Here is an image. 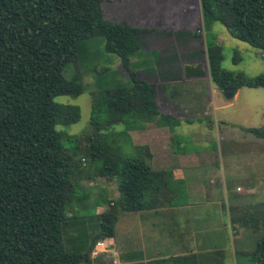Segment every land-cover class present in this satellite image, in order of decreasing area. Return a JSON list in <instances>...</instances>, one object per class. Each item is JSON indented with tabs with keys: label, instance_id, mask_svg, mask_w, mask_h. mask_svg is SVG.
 <instances>
[{
	"label": "trees",
	"instance_id": "1",
	"mask_svg": "<svg viewBox=\"0 0 264 264\" xmlns=\"http://www.w3.org/2000/svg\"><path fill=\"white\" fill-rule=\"evenodd\" d=\"M105 1L110 0H0V264H93L92 250L115 237L118 216L156 210L169 185L170 173L149 165V149L135 147L128 157L107 135L116 125L124 126L122 135L129 139V132L142 123L157 121L171 128L179 122L161 113L158 94L164 86L140 79L133 71L131 59L139 53L147 30L104 20ZM198 4L203 36L196 31L192 35L199 42V54L185 51L183 61L206 64L210 83L218 91L264 88L263 74L248 78L223 70V47L216 36V43L206 41L207 30L219 23L231 37L264 53V0ZM97 39L103 40L106 53L118 57L131 84L92 97L88 146L83 150L77 136L58 129L80 121L79 107L55 99L84 93L76 63L86 57L81 46ZM70 64L74 73L66 79L63 71ZM166 72L173 70L168 67ZM171 88L177 98L180 92L175 85ZM241 129L264 140V125ZM82 160L90 162L91 170L80 179L77 166ZM92 176L117 179L118 201H110L95 217L70 216L69 208L85 198L79 182ZM250 260L264 264V238ZM147 264L225 261L217 251Z\"/></svg>",
	"mask_w": 264,
	"mask_h": 264
},
{
	"label": "rangeland",
	"instance_id": "2",
	"mask_svg": "<svg viewBox=\"0 0 264 264\" xmlns=\"http://www.w3.org/2000/svg\"><path fill=\"white\" fill-rule=\"evenodd\" d=\"M102 14L104 20L147 30L141 39L139 53L131 59L133 71L140 79L164 86L162 88L167 92L160 91V100L170 101L169 90L175 85L180 92L175 100L180 102H177L176 116L179 123L170 128V134L164 132L157 137L146 123L131 130L129 139L122 135L123 125L113 126L107 132L110 141L126 156L134 155L135 147L147 148L152 156L149 165L154 170L170 173L169 185L167 190H163L160 203L164 209L172 208L174 223L169 224L165 220L166 213L162 210L121 213L115 223V238L103 241L105 246L98 249L94 258L91 256L93 264H123L119 253L125 252L131 254L130 264H144L146 258L159 255H175L178 252V234L183 229L188 232L189 227L194 232L198 231V226L201 228L202 225L210 232L205 235L210 252L224 254L225 264H251L250 253L264 238V140L242 131L241 127L264 125V88H242L235 98L225 102L223 96L213 92L207 65L203 62L195 63L206 68L205 77L186 80L184 70L187 65L183 61V52L190 50L198 55L200 45L192 34L196 31L203 36L198 0H110L102 4ZM211 29L207 30L206 41L216 43V36L223 47V70L242 73L248 78L264 75V53L234 39L219 23L213 24ZM81 47L85 48L86 57L76 65L82 73L84 93L76 98L57 97L55 101L79 107L80 121L58 129L77 136L79 146L84 150L88 146L92 97L113 87L128 86L131 81L118 57L105 52L103 40L97 39ZM156 57L161 58L160 63ZM166 67L173 70L171 76L175 70L178 76L168 79ZM72 68V64L64 68L66 79L72 77ZM186 93L189 95L187 100ZM194 94L196 100L193 99ZM208 122H212L213 127H209ZM164 126L163 130L170 131L168 126ZM159 148L178 155H194L199 161L197 166L215 168L214 172H209L210 176L215 173V178L203 181L209 199L207 204L202 199L197 201L200 197L191 203L182 166L177 164L171 168L172 164L182 160V156L179 160L172 152L164 154L163 151L156 155ZM90 166L89 161L83 160L77 166L80 179L86 170H91ZM230 168L235 172L232 176H229L232 174ZM239 173L242 178L238 177ZM79 184L80 195L85 198L69 208L70 216L95 217L106 210L110 201L116 203L120 197L115 178L92 176ZM256 185L262 189L261 195L248 196L246 189ZM171 195L177 197L172 202ZM168 219L171 220L170 216ZM249 219L250 222L244 223Z\"/></svg>",
	"mask_w": 264,
	"mask_h": 264
},
{
	"label": "crops",
	"instance_id": "3",
	"mask_svg": "<svg viewBox=\"0 0 264 264\" xmlns=\"http://www.w3.org/2000/svg\"><path fill=\"white\" fill-rule=\"evenodd\" d=\"M198 6H199V4H198ZM197 64L198 63H192V62L191 63H188V62L186 63V65H191V66H195ZM151 74H153V73H151ZM165 75H167L168 79L173 78L172 77L173 75L171 76L169 74V72H166ZM174 75H176V77L178 76V71L177 70H175ZM193 79H200V78H193ZM145 80H147V79H145ZM169 81H171V80H169ZM192 81H194V80H192ZM171 89L169 91H171ZM215 89L216 88L214 87L213 92L214 93H218V95L220 97H222L221 91H218V90H215ZM239 90H236V93H235L233 98H235V96H237ZM168 97L171 99L168 102L160 100V99L158 100L162 104L161 105V113H165L166 112L168 115H172V116H174L176 118V116H178L177 115V102H179V100H175V97H173L171 92L169 93ZM222 99L225 102H228L223 97H222ZM211 104H212V107L215 108L214 107V101H212ZM163 105H167V106H165V112H164ZM147 125L150 128H153V132L152 133H156L155 134L156 136H157V134L160 135V134H162L164 132H166L168 134H170V132H172V130L170 128H169L170 131L166 130V129L163 130L165 128V126H160L159 124H157V121L146 123V126ZM146 126H145V128H146ZM212 127H213V124H212ZM217 127L219 129V126H217ZM221 138H222V136H221ZM158 143L159 142H157V144ZM162 151H163V148H159L158 149L159 153L157 152L156 155H159V154L161 155ZM171 152L172 151H170V150H168L167 152L163 151L164 154H169ZM172 154L173 155H177L178 159L180 158V156H182V160L179 159L180 160L179 163L172 164L171 168L174 167L177 164L182 166L183 171H184L183 175H184L185 180L187 182L188 195H189V199H190L191 203L196 197H200V199L197 198V201L201 202V199H202V201L207 204L209 199H208V195H207L206 191L204 190L205 187L203 186V181H206L207 179H212L214 177L215 173L210 176L209 172H210V170H212L214 172L215 168H213L212 166H209L208 168L207 167L206 168H202L201 166H197L199 161L196 160L194 155H188V154L178 155V153L175 154L174 152H172ZM202 164L206 165L205 163H202ZM152 169L154 170V168H152ZM155 170L158 171L160 169H155ZM230 172L232 174H229V176H232L233 173H235L232 170V168H230ZM241 172H242V170H241ZM222 177H223V175L221 174L220 178H222ZM238 177L242 178V174L239 173ZM214 180H216V179H214ZM236 192H238V191H236ZM246 193H247L248 196L255 197L257 195H261L262 189H258L257 185H256L255 188H254V186H249V189L248 188L246 189ZM175 198H177V197L171 195L170 196V199H171L170 202L174 201ZM217 198H219V197H217ZM188 209H190V207H188ZM158 210H162L163 213H166L165 220L169 224H173L174 223L173 214L171 212L172 208L171 209H164V207H162V205H160V207H158L154 211H158ZM168 216H170L171 220L168 219ZM174 234H178V233L175 232ZM209 234H210V232L208 230H206V227L204 225H202L201 228L198 226V231H195V232L190 227H189L188 232H185V229H183L178 234V238L176 240V243H177L176 246H177V251L178 252L175 253V255H172V256H161V255H159L158 257H154V258H146L145 261H144V264H147V262H150V261H154V260H158V259L160 260V259L169 258V257H175V256H186V255H192V254H199V255L206 254V253L210 252V250H211L208 247V245L206 244V240L208 239V237H205V235L208 236ZM103 244L105 246L104 242H103ZM168 248L170 249L171 246L168 245ZM218 249H216V250H218ZM205 251H207V252H205ZM198 252H204V253H198ZM119 258L124 261L123 264H130L129 261H130V259H132L131 254L129 252H125V253H122V254L119 253Z\"/></svg>",
	"mask_w": 264,
	"mask_h": 264
},
{
	"label": "water",
	"instance_id": "4",
	"mask_svg": "<svg viewBox=\"0 0 264 264\" xmlns=\"http://www.w3.org/2000/svg\"><path fill=\"white\" fill-rule=\"evenodd\" d=\"M207 70L202 64H197L195 66L187 65L184 70V76L186 79L193 78H203L205 77ZM236 93L235 89H225L221 91V94L225 100H231Z\"/></svg>",
	"mask_w": 264,
	"mask_h": 264
},
{
	"label": "built area",
	"instance_id": "5",
	"mask_svg": "<svg viewBox=\"0 0 264 264\" xmlns=\"http://www.w3.org/2000/svg\"><path fill=\"white\" fill-rule=\"evenodd\" d=\"M104 247V244L103 242H99L97 243L96 247L92 250L91 252V256L94 258L96 255H97V251L99 248H103Z\"/></svg>",
	"mask_w": 264,
	"mask_h": 264
}]
</instances>
